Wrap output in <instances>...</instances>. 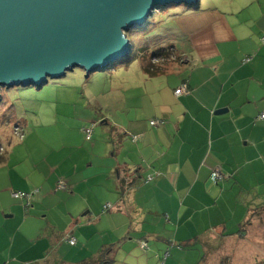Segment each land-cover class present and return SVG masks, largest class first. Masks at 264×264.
Segmentation results:
<instances>
[{"label": "crops", "instance_id": "obj_1", "mask_svg": "<svg viewBox=\"0 0 264 264\" xmlns=\"http://www.w3.org/2000/svg\"><path fill=\"white\" fill-rule=\"evenodd\" d=\"M200 7L181 18L177 65L150 74L143 61L133 71L90 74L104 84L82 92L77 119H51L45 134L18 125L25 148L0 164V211L14 218L15 262H49L54 245L75 236L64 256L59 243L54 263L101 264L113 245L110 264H165L167 256L166 264H197L190 247L205 252L201 264L230 251L231 218L255 228L251 208L238 205L262 195L261 182L248 179L264 171L255 165L264 161V0ZM184 83L189 92L176 94ZM32 140L44 144L41 154ZM216 168L224 174L218 182ZM62 177L67 189L57 188ZM35 190L28 209L12 196Z\"/></svg>", "mask_w": 264, "mask_h": 264}, {"label": "rangeland", "instance_id": "obj_2", "mask_svg": "<svg viewBox=\"0 0 264 264\" xmlns=\"http://www.w3.org/2000/svg\"><path fill=\"white\" fill-rule=\"evenodd\" d=\"M199 1L195 5L182 3L169 4L156 8L145 24L135 25L127 31V36L132 44L131 55L126 59L113 63L107 69L94 71L91 72V74L101 75L103 71L116 66H120V68L124 69L125 66H127L131 68L130 71H133L132 69L138 66L140 67L141 64H143L142 62L144 60L146 61L149 57L151 63L160 64L161 67L177 65L178 62L183 60V56L180 53V37L183 36L181 28L183 21L181 19L182 16H188L191 12H194L198 9L200 3L201 9L206 8L208 4L217 5L219 7L222 6V0ZM161 48L169 49L162 50ZM159 50H161L163 54L153 55L154 52ZM139 55H145V57H143L145 59ZM86 77L87 74L85 70L80 67H75L74 70L67 71L65 76L50 79L42 88L33 85L2 86L0 89V152L3 156L7 157L15 148H25L20 134L16 133V126H21L24 134H26V132H30V134L31 132L45 134L48 129L47 122L51 119H77L73 118L75 116V106L77 105L75 103L80 100H85V98H82V92H88L93 88H101L104 84L97 82L95 78H93L94 76L91 78ZM102 95L105 103L111 99L109 95L104 96V92ZM32 142L31 146L33 147L35 145L37 155L41 154L44 151V144L39 140H32ZM255 165L262 166V169H264V161L262 160ZM258 175L259 173H251V177H249L248 181L261 182V184H259L260 187L256 188V190H259L262 194L261 202L254 203L252 200L249 205L248 203L238 205L239 207L245 206L246 208L249 206L251 208V215H253L252 221H255V228L250 232V228L246 229L241 225H237L241 217L237 215L234 222L231 218L228 223V230L233 233L229 237L231 242L228 246V250L230 251L223 253L224 258L222 257V253H215L214 257L211 259L212 261H203L201 264H252V261L264 259V171L262 170L261 177L258 178ZM232 210L234 209H231L230 212H232ZM7 214L8 212L3 213L0 211V264H19L15 262V258H13L19 250L17 245L18 236L15 239V246L12 247L14 218H6ZM250 221L251 220H249V222ZM5 222L7 223L6 226L3 225ZM1 228L3 229L1 230ZM67 242L62 240L59 242L61 246L59 243L54 245L56 251L50 257L49 262H36L34 264H57V262H53V259L55 256L59 257L58 247L60 246L59 249L61 248L60 253L63 256L66 255ZM19 246L25 245L19 244ZM189 250L191 252H189L190 259H192L193 253L198 254L197 259L194 257V262L197 264L205 256V252L199 251L198 247H190ZM133 252L136 254L138 253L135 250ZM120 253L122 254V252ZM163 256L164 253L161 258H163ZM113 257H115V253H113ZM166 259H164L165 264L167 262ZM179 261V259L172 261L170 258L167 264H195L190 261L188 263Z\"/></svg>", "mask_w": 264, "mask_h": 264}, {"label": "water", "instance_id": "obj_3", "mask_svg": "<svg viewBox=\"0 0 264 264\" xmlns=\"http://www.w3.org/2000/svg\"><path fill=\"white\" fill-rule=\"evenodd\" d=\"M198 1L0 0V89L107 69L131 54L127 31L156 8Z\"/></svg>", "mask_w": 264, "mask_h": 264}, {"label": "built area", "instance_id": "obj_4", "mask_svg": "<svg viewBox=\"0 0 264 264\" xmlns=\"http://www.w3.org/2000/svg\"><path fill=\"white\" fill-rule=\"evenodd\" d=\"M176 94H181V93H187L188 91V85L186 83L182 84L176 91ZM260 118H264V112L260 114L259 116ZM160 123V121L158 119H153L151 121L152 125H158ZM16 133L21 134V136L23 135L22 133H20V127L16 126L15 128ZM86 138L88 140L92 139L93 133H94V128L92 126L87 127L84 129ZM224 177V174L222 172V170L220 168H216L213 173H212V178L215 182H218L219 180H221ZM149 179H152V177H149ZM69 187L68 182L66 181L65 178H60L57 184V188L58 189H67ZM38 190L35 191H31V192H26V191H13L12 192V196L16 199H19L21 201H23L25 207L28 209L31 205H32V199L34 194L37 192ZM112 205L110 203H107L104 206V210H108V208H110ZM68 242L71 244H76L77 243V239L75 236H70L68 239ZM142 247H147V243L143 242L142 243Z\"/></svg>", "mask_w": 264, "mask_h": 264}, {"label": "trees", "instance_id": "obj_5", "mask_svg": "<svg viewBox=\"0 0 264 264\" xmlns=\"http://www.w3.org/2000/svg\"><path fill=\"white\" fill-rule=\"evenodd\" d=\"M161 49L164 50V49H169V48H161ZM161 54H163L161 50L156 51V52L153 53V55H161ZM139 56H141L142 58L145 57V55H139ZM128 57H126V58H128ZM126 58H124V59H126ZM143 59H145V58H143ZM144 62L145 63L147 62V64L145 65V69L150 74H156L161 69V65L160 64H156V63H153V62L151 63L150 57L146 61L144 60ZM5 158L6 157H4L3 154L0 152V164L5 161ZM116 249L117 248L114 247L113 245L108 247L107 249H105L104 252H103V255L101 257V264H110V263H112L113 260H114L113 253H115Z\"/></svg>", "mask_w": 264, "mask_h": 264}]
</instances>
